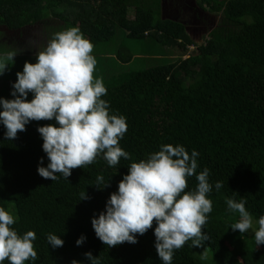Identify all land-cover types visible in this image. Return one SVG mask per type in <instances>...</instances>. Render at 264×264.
Here are the masks:
<instances>
[{"label":"trees","instance_id":"16d2710c","mask_svg":"<svg viewBox=\"0 0 264 264\" xmlns=\"http://www.w3.org/2000/svg\"><path fill=\"white\" fill-rule=\"evenodd\" d=\"M160 2L0 0V27L8 30L39 25L56 33L78 27L93 48L122 33L150 45L151 56L158 46L187 56L103 82L107 94L102 99L109 102L110 114L126 117L127 123L119 143L131 158H121L116 166L98 156L94 163L72 169L67 179H45L37 172L41 157L43 166L49 162L37 127L55 120H33L13 139L5 137L0 124V207L18 217L12 227L19 234L35 231L34 264H90L84 256L89 251L100 257V264H162L154 247L155 220L152 228L137 234V243L109 247L96 236L91 219L105 210L130 163L167 143L183 145L189 154L196 149L197 172L207 167L213 183L208 194L212 211L202 227L209 237L200 245L204 254L195 255L197 246L189 240L175 250L172 264H264V244L256 246L254 234L230 228L238 213L226 205L228 197L244 198L254 223L264 215V0H196L203 11L220 17L202 44L191 40L183 25L162 20ZM113 55L124 65L133 59L122 42ZM97 175L108 181L103 189L95 185ZM216 181L223 184L219 191ZM196 184L195 175L189 177L185 191ZM84 191L90 199L80 200ZM48 233L59 235L63 246L48 245ZM81 234L86 240L77 246Z\"/></svg>","mask_w":264,"mask_h":264},{"label":"clouds","instance_id":"9594fccd","mask_svg":"<svg viewBox=\"0 0 264 264\" xmlns=\"http://www.w3.org/2000/svg\"><path fill=\"white\" fill-rule=\"evenodd\" d=\"M93 45L78 27H71L53 34L46 47L37 52L36 62H25L23 70L16 73L12 83L13 99L0 97V124L5 127V137L13 139L24 131L31 121L55 120L56 124L38 126L48 158L43 166L40 158L38 174L55 181L71 175V170L84 167L102 157L109 167L130 159L119 141L127 131L126 117L110 114L109 102L102 99L107 94L102 78L94 77L96 60ZM14 52L0 53V75L13 62ZM29 93L32 99L28 100ZM199 152L189 154L183 145L161 144L158 151L146 159L133 161L128 173L118 182V190L111 193L105 210L91 219L96 236L107 246L123 242L137 243V234L143 235L152 228L155 220V243L162 264H172L175 250L191 240L192 247L200 246L209 237L202 232L212 211L208 194L213 190L209 182L210 170L199 167ZM59 174V175H58ZM195 175V189L185 191L187 179ZM95 185L103 189L108 185L103 175H97ZM223 186L216 181L217 191ZM90 199L86 192L80 200ZM227 210L238 213L231 224L233 231L254 233L255 245L264 244V215L255 220L246 208V200L226 198ZM18 217L0 207V264H25L38 259L33 242L34 230L19 234L12 227ZM53 249L61 247L64 240L55 233L46 235ZM86 240L81 234L75 241L79 246ZM84 256L90 264H100V257L92 252ZM72 264H83L73 260Z\"/></svg>","mask_w":264,"mask_h":264},{"label":"rangeland","instance_id":"374dc122","mask_svg":"<svg viewBox=\"0 0 264 264\" xmlns=\"http://www.w3.org/2000/svg\"><path fill=\"white\" fill-rule=\"evenodd\" d=\"M160 4L161 11H163L164 14L163 18L168 20H176L177 18L183 22L185 28L188 29L192 40L199 44H202L207 39L208 32L216 27L220 20L219 16H212L205 11H202L195 4V0H161ZM188 10H190L189 13H187ZM133 15L134 10L131 8L129 9L128 18L132 19ZM53 25L62 26L60 22H56V24L54 23ZM0 29V32L2 33L0 34V53L19 50L21 53L27 52L32 55L30 57H22L23 54H20L19 56L16 53L13 62L10 61V65L5 70L9 73L4 74V76L0 78V97L13 99L14 97L11 96L12 84H9V88H7L3 83L6 79H13L15 81L17 79L16 73L23 70L26 61L35 63L36 57L33 56H36L37 52L40 51V47L45 46L46 42L48 43L55 32L48 29L46 33V28L43 29V27L38 25L21 31V35L19 36L17 35V31L8 32L2 28ZM38 33H40L41 37L40 35L38 36ZM121 42L129 49L130 54L133 56L132 61L126 65L117 62L112 55L120 46ZM149 48L150 45L145 47L143 42L138 43L127 39L122 33H119V35L112 39L108 44L99 45L93 48L92 55L96 60L93 76L102 78L103 82L109 83V80L123 72L146 69L157 65L158 63H162L167 59L175 60L177 57H187L181 56L182 54L176 49H166L159 46L157 47L155 55L151 56L150 53L154 51H149ZM189 50L191 51L192 48H189ZM27 99H32V93H29ZM248 232L250 235L254 234L251 229ZM200 249L201 246L195 248V255L199 254L202 256L204 254Z\"/></svg>","mask_w":264,"mask_h":264},{"label":"crops","instance_id":"0c3cea01","mask_svg":"<svg viewBox=\"0 0 264 264\" xmlns=\"http://www.w3.org/2000/svg\"><path fill=\"white\" fill-rule=\"evenodd\" d=\"M35 25H33V26H29V27H25V28H23V29H20V30H10L11 32H14V31H17L18 33H17V35L19 36V35H21V31H24V30H26V29H29V28H33ZM39 26V25H38ZM40 27H42V26H40ZM43 29H45L44 27H43ZM1 30V29H0ZM5 31H8L9 32V30H5ZM3 32V31H2ZM45 32L47 33V30L45 29ZM43 33V32H42ZM0 34H2L1 32H0ZM40 35V33H38V36ZM40 37H41V35H40ZM46 45H47V42H46V44H45V46H42V47H40V51H42L45 47H46ZM13 52L16 54H18L19 56H20V54H23L22 55V57H30V56H32V55H30L29 53H27V52H24V53H21V51H19V50H13ZM27 54V55H26ZM113 55V54H112ZM114 56V55H113ZM33 57H36V56H33ZM9 72H7V71H5L4 73H3V75H0V78H2L3 76H4V74H8ZM13 82H15L13 79H6V81L3 83L4 85H5V87H7V88H9V84H12ZM0 89H1V87H0ZM0 93H1V90H0ZM30 98V97H29Z\"/></svg>","mask_w":264,"mask_h":264},{"label":"water","instance_id":"95a60500","mask_svg":"<svg viewBox=\"0 0 264 264\" xmlns=\"http://www.w3.org/2000/svg\"><path fill=\"white\" fill-rule=\"evenodd\" d=\"M177 1H179V0H177ZM195 4L198 6V4H197V2H196V0H195ZM161 7V6H160ZM199 7V6H198ZM201 9V8H200ZM202 10V9H201ZM203 11V10H202ZM190 12V10H188L187 11V13H189ZM162 20H165L164 18H161ZM170 21H172V22H177V23H179V24H181V25H183L184 26V23L183 22H181V21H178V20H173V19H170ZM2 29H4V30H7V28L5 29V28H2ZM185 31H186V33H187V35L190 37L191 35H190V33H189V31H188V29L187 28H185ZM191 38V37H190ZM191 40H192V38H191ZM194 41V40H193ZM195 42V41H194ZM195 43H197V42H195ZM197 44H199V43H197Z\"/></svg>","mask_w":264,"mask_h":264},{"label":"flooded vegetation","instance_id":"af4514ba","mask_svg":"<svg viewBox=\"0 0 264 264\" xmlns=\"http://www.w3.org/2000/svg\"><path fill=\"white\" fill-rule=\"evenodd\" d=\"M206 13H208L209 15H212V16H214L213 14H211V13H209V12H206ZM160 16H161V18H163L164 17V14H163V11H161L160 10ZM165 20H168V19H165ZM176 20H178L177 18H176ZM178 21H180V20H178ZM218 25V24H217ZM217 27V26H216ZM216 27H214L213 29H211L209 32H208V35H209V33H211ZM0 28H5L6 29V27H0ZM184 28H185V26H184ZM8 30V29H7ZM9 32H11L10 30H9ZM207 35V36H208Z\"/></svg>","mask_w":264,"mask_h":264}]
</instances>
